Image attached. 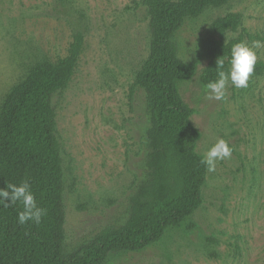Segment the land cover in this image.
Instances as JSON below:
<instances>
[{
  "label": "rangeland",
  "instance_id": "rangeland-1",
  "mask_svg": "<svg viewBox=\"0 0 264 264\" xmlns=\"http://www.w3.org/2000/svg\"><path fill=\"white\" fill-rule=\"evenodd\" d=\"M228 12L240 16L241 27L264 32V0H229L184 19L174 37L179 57L203 54L217 37L212 19ZM148 22L140 0H0V108L36 62L65 56L74 33L83 34L74 73L53 96L67 255L102 228L123 224L129 197L147 174V103L140 88L130 98V86L148 55ZM242 41L264 61V46ZM207 63L202 56L178 90L199 133L195 152L203 157L223 138L234 148L231 159L206 172L202 202L189 217L102 264H264V76H250L246 88L229 86L225 100L208 99L201 83Z\"/></svg>",
  "mask_w": 264,
  "mask_h": 264
},
{
  "label": "trees",
  "instance_id": "trees-1",
  "mask_svg": "<svg viewBox=\"0 0 264 264\" xmlns=\"http://www.w3.org/2000/svg\"><path fill=\"white\" fill-rule=\"evenodd\" d=\"M228 1L140 0L149 17V51L135 73L130 98L137 88L145 94L147 174L129 197L123 224L102 228L73 255H67L64 247L62 145L53 96L74 73L83 50L82 32L74 33L65 56L36 62L12 86L0 108V188L28 180L46 214L39 224L20 225L17 214L22 205H0V264H102L115 252L139 250L161 239L169 227L179 225L200 206L207 169L194 150L199 133L190 122L178 84L194 74L202 56L208 63L201 83L214 81L218 57L229 56L231 46L245 37L264 43V32L241 27L236 13L216 16L210 27L217 37L206 43L203 54L190 60L179 57L174 37L184 19ZM240 28L237 37H227ZM251 76H264L263 60H257Z\"/></svg>",
  "mask_w": 264,
  "mask_h": 264
},
{
  "label": "clouds",
  "instance_id": "clouds-1",
  "mask_svg": "<svg viewBox=\"0 0 264 264\" xmlns=\"http://www.w3.org/2000/svg\"><path fill=\"white\" fill-rule=\"evenodd\" d=\"M264 46L260 41L254 42L255 48ZM227 59V66L226 61ZM257 62V54L253 47L246 42H237L230 48V55H221L216 60V79L209 81L204 86L205 95L208 99L217 101L225 100L228 95L229 86L235 88H246L249 78L254 72ZM234 148L223 138H219L204 152L201 163L205 165L208 172H214L219 161L229 160ZM19 203L22 211L18 212V223L25 224L32 221L36 224L41 222L46 210L39 207L31 190L28 180H23L18 185L8 183L6 187L0 188V205L7 208Z\"/></svg>",
  "mask_w": 264,
  "mask_h": 264
}]
</instances>
